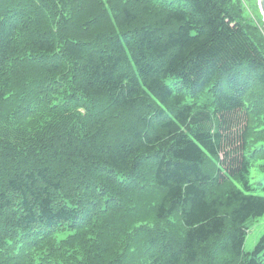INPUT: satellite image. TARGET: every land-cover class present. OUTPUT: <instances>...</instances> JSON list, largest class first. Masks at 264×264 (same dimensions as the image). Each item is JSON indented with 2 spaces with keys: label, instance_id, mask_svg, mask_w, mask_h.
Here are the masks:
<instances>
[{
  "label": "trees",
  "instance_id": "1",
  "mask_svg": "<svg viewBox=\"0 0 264 264\" xmlns=\"http://www.w3.org/2000/svg\"><path fill=\"white\" fill-rule=\"evenodd\" d=\"M245 2L0 0V264H264Z\"/></svg>",
  "mask_w": 264,
  "mask_h": 264
},
{
  "label": "rangeland",
  "instance_id": "2",
  "mask_svg": "<svg viewBox=\"0 0 264 264\" xmlns=\"http://www.w3.org/2000/svg\"><path fill=\"white\" fill-rule=\"evenodd\" d=\"M245 1H246L245 3L248 4L249 9L251 10V13L248 15L258 19V21L261 24L262 20L264 21V15L260 11L258 0H245ZM251 176H252V182L256 184L255 182L264 176V172L260 171L258 168L257 169L252 168ZM256 192L258 194L264 195V189L262 188L258 187ZM263 233H264V214L255 218L250 223V227L247 231V236L243 245V249L246 252L252 251L255 243Z\"/></svg>",
  "mask_w": 264,
  "mask_h": 264
},
{
  "label": "water",
  "instance_id": "3",
  "mask_svg": "<svg viewBox=\"0 0 264 264\" xmlns=\"http://www.w3.org/2000/svg\"><path fill=\"white\" fill-rule=\"evenodd\" d=\"M261 13L264 15V0H258Z\"/></svg>",
  "mask_w": 264,
  "mask_h": 264
}]
</instances>
